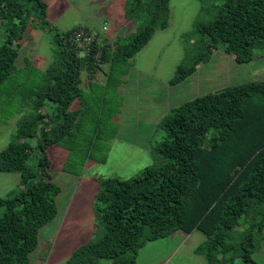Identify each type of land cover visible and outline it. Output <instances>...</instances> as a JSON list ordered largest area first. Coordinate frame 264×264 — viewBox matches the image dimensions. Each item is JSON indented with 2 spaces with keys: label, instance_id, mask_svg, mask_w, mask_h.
Wrapping results in <instances>:
<instances>
[{
  "label": "trees",
  "instance_id": "obj_1",
  "mask_svg": "<svg viewBox=\"0 0 264 264\" xmlns=\"http://www.w3.org/2000/svg\"><path fill=\"white\" fill-rule=\"evenodd\" d=\"M170 1L129 0L127 16L144 22L142 27L114 42L99 31L84 55L70 41L81 27L57 31L60 65L39 93V114L21 124L0 151V171L22 173L16 192L0 195V264H31L40 228L58 214L61 187L49 174L46 150L74 136L80 126L81 106L72 105L77 99L87 102L83 70L89 72L92 90L102 65L117 59L130 63L155 31L167 26ZM34 13L50 26L45 0H0V19L6 24L0 88L18 69L20 46ZM195 35L196 50L188 49L172 84L194 73L221 45L238 62L252 61L256 50H264V0H223L214 18L197 22L185 36L191 40ZM46 103L54 106L53 112L40 111ZM159 127L165 134L152 145L157 161L131 178L102 179L104 233L78 247L65 264H138L149 241L176 230L202 231L207 239L201 249L211 264H261L254 253L264 239V81L197 96L166 114ZM37 136L41 157L37 167H30L36 149L31 141Z\"/></svg>",
  "mask_w": 264,
  "mask_h": 264
},
{
  "label": "rangeland",
  "instance_id": "obj_2",
  "mask_svg": "<svg viewBox=\"0 0 264 264\" xmlns=\"http://www.w3.org/2000/svg\"><path fill=\"white\" fill-rule=\"evenodd\" d=\"M45 1L50 26L45 27L34 13L20 46L18 69L0 88V151L21 124L39 114L36 100L51 82L53 69L60 65L57 31L77 27L102 30L104 38L114 42L134 35L144 24L127 16L129 0ZM222 1L171 0L167 26L157 29L130 63L117 59L102 65V70L97 68L92 90L89 72L83 70L87 102L77 99L72 105V109L81 106L80 126L74 136L62 138L46 150L51 160L49 174L61 193L57 196L58 214L40 228L31 264H65L78 247L103 235L99 212L102 179L131 178L157 161L152 145L165 134L159 122L166 114L197 96L264 81V50H256L252 61L240 63L221 45L185 80L170 82L188 49L190 53L196 50L192 42L197 35L191 40L185 35L197 22L214 18ZM5 37L6 24L0 19V44ZM53 108L47 104L40 111L53 112ZM39 140L37 136L31 141L36 149L28 161L30 167L39 164ZM21 185L20 171H0V195L8 196ZM206 239L200 230H176L149 241L140 250L138 264H211L201 249ZM254 258L264 264V239Z\"/></svg>",
  "mask_w": 264,
  "mask_h": 264
},
{
  "label": "built area",
  "instance_id": "obj_3",
  "mask_svg": "<svg viewBox=\"0 0 264 264\" xmlns=\"http://www.w3.org/2000/svg\"><path fill=\"white\" fill-rule=\"evenodd\" d=\"M103 29H106V26H104ZM98 32L99 31H91L85 27H81L76 29L71 34L70 41L76 45L78 54L84 55L90 52V44L92 40L98 35ZM100 32L101 34L103 33L102 30Z\"/></svg>",
  "mask_w": 264,
  "mask_h": 264
}]
</instances>
